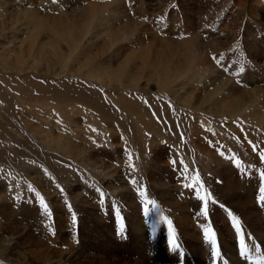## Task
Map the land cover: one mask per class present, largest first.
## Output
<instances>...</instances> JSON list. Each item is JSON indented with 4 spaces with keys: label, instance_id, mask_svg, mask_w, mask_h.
Wrapping results in <instances>:
<instances>
[{
    "label": "rangeland",
    "instance_id": "obj_1",
    "mask_svg": "<svg viewBox=\"0 0 264 264\" xmlns=\"http://www.w3.org/2000/svg\"><path fill=\"white\" fill-rule=\"evenodd\" d=\"M0 2V27L5 22L17 31L15 42L10 37L0 46V63L23 51L22 56L40 59L43 67L46 59L51 62V54L42 52L45 60L27 54L35 32L46 50L59 44V51L67 54L65 42L53 29L74 31L77 38L87 30L74 60L67 63L68 71L75 61L80 77H40L44 70L35 74L47 92H58L59 97L11 91L24 131L20 137H26L34 151L28 158H17L16 145L2 139L9 129L0 126V153L9 159L5 163L0 158V181L5 185L4 190L0 187V242L12 241V251L1 253L0 244V264H23L46 254L45 264H68L69 251L77 253L80 262L88 253L93 264H177L183 257L185 264H199L198 256L205 260L209 254L202 239L205 230L227 242L230 221L252 229L261 223L263 204L256 199L264 187V0ZM50 39L55 42L47 43ZM187 45H198L196 57L204 69L197 59L188 63ZM158 57L168 61L161 66L169 70L162 88L155 80L161 73L153 67ZM31 61L23 69L34 65ZM88 69L97 78L96 73L104 78L120 71L123 82L134 73L142 79L135 88L105 87L83 77ZM225 80L233 93L220 114L216 100L225 91L216 88ZM68 84L80 92L97 93L107 111L81 101L64 103L63 97H69L63 92H74ZM70 104L76 105L69 108ZM195 104L200 105L198 112L190 110ZM128 108L137 110L132 115ZM3 110L0 104V114ZM168 121L172 129L164 136ZM176 126L182 130L181 146L187 147L185 160L176 155L177 147L169 139ZM223 167L227 175L220 178L216 172ZM109 174H117L120 183L131 175L146 200L132 191L127 201L109 200ZM258 204L261 209L255 211ZM116 207L123 211V232L136 240V252L126 253L129 257L114 247L119 242L114 233ZM173 238L179 245L175 250L170 247ZM111 252L115 256L104 258Z\"/></svg>",
    "mask_w": 264,
    "mask_h": 264
},
{
    "label": "bare ground",
    "instance_id": "obj_2",
    "mask_svg": "<svg viewBox=\"0 0 264 264\" xmlns=\"http://www.w3.org/2000/svg\"><path fill=\"white\" fill-rule=\"evenodd\" d=\"M1 5H3V4L0 2V6ZM174 5H176V4H174ZM53 24H54V22L52 23V25ZM20 28H21V25L19 26V30H20ZM7 29H8V32L5 33V31ZM70 29H72V28H70ZM16 33H17V31L12 27V25H10L7 28L5 26V22H4L3 26L0 27V46H2L3 44H6V41L10 40V37L12 38V42H15L16 41V38H15ZM55 33H58L61 35V38H62L61 42H63V41L65 42L67 54H62L59 51V47L57 46L59 44H57V45L53 44L50 47V51L46 50V48H45L46 43H42L43 41L42 40L40 41V39L38 38L40 36V33L35 32L34 35H32L30 40H29L30 47L28 49L27 54L33 53L35 55V57L38 56V58L41 56L40 58H42V60L46 59L42 55V52H44L46 54H51V56H52L51 62L46 59L45 65L43 67H40V63H41L40 59H34L30 56L25 58L24 56H22L20 54L23 52L22 51L20 53L18 52L19 54L18 53L14 54L13 55L14 57L10 58L9 61H6V60L3 61L2 60L0 63V71H3V73L0 75V104L4 105V110L0 114V121H1L0 126L5 128L3 130L9 129V132L3 133L2 139L7 141V142H12L16 145V147H17V150H16L17 158H20V157L21 158H28V156L30 155V152H33L34 150L28 145L26 137H20V136H22L24 131H23V128L20 126V122H18V118H17V111L15 108L16 96L12 95L11 91H14V90L17 92L37 91L38 93H40L44 96L59 97L60 94L58 92H47L46 88L43 87L40 80L38 79V77H36L35 74H39V72L41 70H44V72H43L44 76L40 75V77L41 76L46 77L48 75L49 76H60L64 73H66L68 76L72 75V76L80 77L79 73L81 70L75 69V61L71 62L70 70H68V71H67V67H68L67 63L69 60H74L73 56L76 53L81 40L86 36L87 30L83 29L81 31V36L79 38L76 37V34L74 33V31H71L68 34H65L62 32V30L53 29V34L55 35ZM51 36H53V35H51ZM50 42H55V40L50 39L47 43H50ZM40 43H42V44H40ZM195 47H198V45H196V46H194V45L185 46V50L189 54L188 55V63L189 64H191L193 62V60L197 59V57H196V55H197L196 50L197 49ZM29 59L32 60L31 62H33L34 65H32L31 67L28 68L27 67L29 65L28 64L26 66L28 68V70L23 69V66L26 64V61ZM197 60H199L200 67L202 69H204L205 67L202 65V59L200 58ZM167 62H168L167 60H162L160 57H158L157 61L155 62V65H153V67L155 68L154 70L161 73V75L158 78L156 77V79H155V80H157L156 82H157L159 88H162L169 80L167 77L169 70L164 71V69L161 67L162 65L167 64ZM26 67H24V68H26ZM27 71L29 73H27ZM204 71H206V70H204ZM137 72H138V70H137ZM96 74L99 76V78L94 77L92 70L88 69L86 75L83 77L90 79V80H95L96 82L101 83V85H104L105 87H109V85H118V86L126 87L125 84H128V85L132 86V88H135L134 85H137L138 82L142 79L140 76H137L136 73H134V74H130L127 77V79L123 82L120 79V76H121L120 71H118L114 76L110 75V76H105L104 78H102L103 75H100L98 73H96ZM162 74L164 76L163 78H162ZM12 77H16V79H11ZM23 77H26V78H23ZM208 80H209V78H208ZM212 81H213V79H212ZM149 82H150V80L146 79V83H149ZM23 86H26L27 88H24ZM68 86H70L69 90L74 91V92H63L65 96L69 97V98L63 97L64 103L69 104L71 102L81 101V102L85 103L86 105H90V106L94 105L97 109H99L101 111H107V110H105V107L100 104V103H102V100L100 99V97L97 93H95V92H80L75 85L72 86L71 84H68ZM145 87H147V85H145ZM168 87H169V85L167 86V88ZM216 89L218 90V92L223 91V90L225 91V92H222L221 100H216V108H218L216 110V112L221 114L222 113L221 111L223 109L227 108V104H226L227 101L226 100L233 93V92H231L233 87L231 85L228 86V81L225 80L221 84H219L218 88H216ZM71 95H73V96L70 97ZM76 95L78 96V98H74ZM233 102H234V105L236 107L239 106V104H240L238 99H233ZM75 105L76 104H70L69 108H73V107H75ZM150 105L152 107H156V103H154V102H150ZM187 106H190V105H187ZM187 106L184 108H187ZM191 107H192L190 109L191 111L198 112L200 110L199 109L200 105L195 104V105H192ZM136 110L133 108H128V112H130L132 115L136 112ZM165 118L168 120V114L167 113L165 114ZM20 121H22V117H21ZM166 123L168 124V127L164 132V136H166L167 132L172 129V125H171L170 121H168ZM164 125H165V123H163L161 126H164ZM3 130L0 129V131H3ZM159 130L160 129L156 130V132H158ZM181 133H182L181 128L176 126V130H175L174 135L173 136L170 135L169 139H170L171 143L179 149L178 151H177V148L175 149L176 155L178 157L182 158L183 160H185L187 147L181 146V143H182V138H180ZM60 152L62 154H69L68 152L64 151L62 148H60ZM227 157H228V155L227 156L224 155V158H227ZM0 158L5 163H9V161H8L9 159L6 158L2 153H0ZM143 164H145V162ZM259 165H262V164L259 163ZM262 166H264V165H262ZM239 168H241V167H239ZM235 170H239V169L237 168V169H234L233 171H235ZM216 174L219 175L220 178L227 175V167H223V168L218 169ZM117 176H118L117 174H109L106 177L107 179L105 180V183H108L106 186L108 188L107 189L108 192L113 194V195L116 192V195H114V197H112L113 195L109 194V196H108L109 200L119 199V203H121L122 201H127V198H129V196H130L129 195L130 191H132L131 194H135L137 196L136 198H141L143 201L146 200L145 194L143 192L139 191L140 185L138 186V182L136 180H134L131 175H127L129 178V181H126V183H120L119 182L120 180H118L116 178ZM149 176H151L150 172H149ZM114 177L117 179L116 182H113L114 180H112ZM147 177H148V175H147ZM34 183H36V185L39 186L38 182H34ZM117 183H119V184H117ZM15 184H17V183L15 182ZM132 185L134 187H132ZM0 187L3 190L5 189V185H4L3 181H0ZM136 187H137V189H136ZM226 199L229 201V198H226ZM256 202H259V204H260L261 201L259 198H257ZM259 204L256 206V208H255V206L253 208L255 211L256 210L260 211L261 206L263 204L262 213H261V217H262L261 223H259L253 229L251 227H248V224L243 225V223L240 224V222H238V224L241 225L243 232L246 236L247 246L251 248L252 252L255 255L264 257V217H263L264 202L263 203L261 202L260 207H259ZM121 207H123V204L121 205ZM117 208L118 207H116L115 211H116V214L119 215V217H118V220L116 222V228H114V233L115 234L117 233V236L119 237V242L117 241V244L114 247L115 248L121 247L124 251L123 257H129V255H132V254H134V252H136V250L134 249V247L136 246V240H135V237H133V235H131L130 233L126 234L123 232V228H124V226H126L125 222H123V220L121 219V216H120L121 212H123V211H121L122 209L119 210ZM237 210L239 211V209H237ZM209 211L211 212V210H209ZM116 214H115V217H116ZM249 215L253 216L251 214H249ZM241 216H242V214H241ZM257 217H259L258 214H257ZM254 218H256V215H254ZM106 219L107 220L111 219L109 222H111V224H113V227H114L115 222L112 220V218L108 217ZM258 220H260V219H258ZM236 222H237L236 220L230 221L229 228L225 229V230L231 229V231H232V234H230V241H227V242H224V240H223V242L219 241L221 259L224 260V262L226 264H246V263L240 261L237 257L235 236H234V232L236 229V227H235ZM104 224L107 228H111V226H110L111 224H107V223H104ZM104 236L106 237V239H109L111 237V235H109V234H108V236L106 234ZM202 239H203L204 243L206 244V246L209 250V254L205 260L201 259L198 256L197 261L199 264H210L212 262L211 246H210V244L205 242L204 234L202 235ZM215 239L217 240L218 238L215 237ZM232 239H233V246L231 244ZM11 242H12L11 240L0 242V244H2L1 247H4V250H2V252L1 251L0 252L4 253L7 251H12L11 250ZM254 243H259L261 245L262 248L260 251L254 249V247H253ZM3 245H6V246H3ZM109 247L110 246L106 247V252H107V249ZM128 248H131V249H128ZM126 253L129 255H127ZM180 253L178 255L179 258H180ZM87 254H86V256L84 255L85 257H84L83 261L80 262V261H78L79 255H77V253H73V252L69 251L68 252L69 257L67 258V260L65 262H68V264H93V261H92V263H90V260H92V259H91V257H88ZM111 255H114V254L112 252L110 254L107 253V255H105L104 258L111 256ZM114 256L112 258H114ZM23 257L25 258V256H23ZM48 257H49L48 254H46L45 256H42L40 259H38V257H36V256H33L31 259H28V258H27V260L25 259L23 261V264H34V263H36L35 262L36 259L38 260V264H45L48 261V259H47ZM99 258L104 259L103 257H99ZM183 258H184V261H183V259L182 260L179 259L177 264H185V257H183ZM106 259H108V258H106ZM120 259L121 258L116 259V261H119ZM60 260H62V259H58L59 262H60ZM125 261H127V260H124L123 263H125ZM134 264H143V263L136 261Z\"/></svg>",
    "mask_w": 264,
    "mask_h": 264
},
{
    "label": "snow or ice",
    "instance_id": "obj_3",
    "mask_svg": "<svg viewBox=\"0 0 264 264\" xmlns=\"http://www.w3.org/2000/svg\"><path fill=\"white\" fill-rule=\"evenodd\" d=\"M253 151H255V147L253 148ZM261 159L262 161H264V154L261 155ZM233 164L234 166L236 167H239V162L237 161H233ZM103 193H100V197L103 198ZM211 197H209L210 199ZM260 200L262 202H264V187L261 188V196H260ZM41 205L43 206L44 210H45V213L50 215V213H48V210H47V205L44 204L43 200L41 199ZM231 216V214H229ZM73 220H75V216H73ZM235 227L237 228V231H239V225H238V222H236L235 224ZM210 231V230H209ZM204 239H205V242L210 244L211 246V254L213 256V258L215 259L216 257H218L219 255V252H218V245H217V242H216V239H215V233L212 232V235H209V232L208 231H205L204 232ZM170 247L175 250L179 247V245H177L175 243V240L174 238L170 240ZM244 253H242L243 255ZM181 257L183 256V252L180 253Z\"/></svg>",
    "mask_w": 264,
    "mask_h": 264
}]
</instances>
